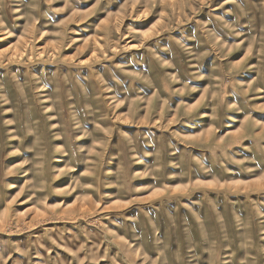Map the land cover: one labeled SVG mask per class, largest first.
<instances>
[{"label":"rangeland","instance_id":"1","mask_svg":"<svg viewBox=\"0 0 264 264\" xmlns=\"http://www.w3.org/2000/svg\"><path fill=\"white\" fill-rule=\"evenodd\" d=\"M0 264H264V0H0Z\"/></svg>","mask_w":264,"mask_h":264}]
</instances>
